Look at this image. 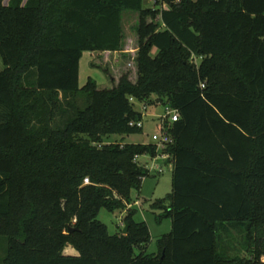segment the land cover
I'll list each match as a JSON object with an SVG mask.
<instances>
[{
	"label": "trees",
	"instance_id": "trees-1",
	"mask_svg": "<svg viewBox=\"0 0 264 264\" xmlns=\"http://www.w3.org/2000/svg\"><path fill=\"white\" fill-rule=\"evenodd\" d=\"M152 1L0 0V264H264V0ZM125 12L135 79L95 63L128 57ZM83 52L110 88L79 86ZM152 97L179 119L154 204L171 230L148 255L132 193L150 172L134 158L156 146L105 141L141 133L133 101ZM101 209H127V234H108Z\"/></svg>",
	"mask_w": 264,
	"mask_h": 264
},
{
	"label": "rangeland",
	"instance_id": "rangeland-1",
	"mask_svg": "<svg viewBox=\"0 0 264 264\" xmlns=\"http://www.w3.org/2000/svg\"><path fill=\"white\" fill-rule=\"evenodd\" d=\"M10 0H2V4L7 6ZM195 1V0H193ZM144 8H152V0H144ZM138 22L137 13L125 12L122 14V27L124 48L128 54V57L118 56L115 61L113 56L103 55L100 57L92 56L90 52H83L79 62V86L82 87L88 78L94 80L99 88H110L112 86L110 77H107L101 69L111 68V76L117 78L120 72H128L132 79H135V64L133 61L134 54L132 50L136 47L135 27ZM128 46L130 49H127ZM133 55V57H132ZM95 60L96 65H99L101 69H98L91 65L92 60ZM107 63V64H106ZM112 65V66H111ZM3 69V65L0 59V71ZM116 71V72H114ZM152 101L156 102V98L152 97ZM134 109L142 115V132L130 135H112L106 139V143H121V144H148L152 142V135L158 134V126L160 124V118L163 114L164 108L157 102L154 105H146L145 103L133 101ZM159 115V116H158ZM139 162L145 165L147 169L152 167V161L150 156L142 155L139 158ZM158 166L163 168V172L159 173L154 168L151 169L149 176L146 177L143 182L140 191L133 192L132 198L135 204L132 208L135 211L134 220L138 223L144 222L150 234V242L146 248V254H156L158 251L157 241L164 235L169 234L171 230V219L163 216V210L154 204L166 198L172 189L171 169L164 166L161 163H157ZM131 206L127 207L128 209ZM127 210V209H126ZM124 211L108 212L106 209H101L98 213L97 219L103 223L108 231V234L115 235L123 229V217ZM4 245V247H3ZM6 243L3 238H0V257L4 256V249ZM64 255L77 256V251L71 247L66 246L64 249ZM135 254H139V250H135Z\"/></svg>",
	"mask_w": 264,
	"mask_h": 264
},
{
	"label": "built area",
	"instance_id": "built-area-1",
	"mask_svg": "<svg viewBox=\"0 0 264 264\" xmlns=\"http://www.w3.org/2000/svg\"><path fill=\"white\" fill-rule=\"evenodd\" d=\"M179 119V114L176 110H171L169 108H164L163 114L160 116V124L158 128V134L152 135V144L156 146V155L154 157H150L152 161V167L147 169L145 165H142L139 162L140 156H136L134 161L142 167H145L149 172L152 168L157 170L159 173L163 172V168L158 166L157 163H163L164 161L169 159V155L164 153V149L168 147L172 143V138L168 132V128L165 127V122H168L170 126L172 123L176 122ZM137 127H142V123H137ZM88 179L84 180V184H88Z\"/></svg>",
	"mask_w": 264,
	"mask_h": 264
},
{
	"label": "crops",
	"instance_id": "crops-1",
	"mask_svg": "<svg viewBox=\"0 0 264 264\" xmlns=\"http://www.w3.org/2000/svg\"><path fill=\"white\" fill-rule=\"evenodd\" d=\"M127 49H130V47L128 46V48ZM125 53H127V51H126V48H124V51L122 52V53H116L115 55H122V54H125ZM92 56H93V54H92ZM116 62H118L117 60H116ZM164 111V110H163ZM159 116V115H158ZM159 118H160V116H159ZM151 143V142H150ZM150 143H148V144H150ZM168 168H170L171 169V171H172V166H171V164H168V166H167Z\"/></svg>",
	"mask_w": 264,
	"mask_h": 264
},
{
	"label": "water",
	"instance_id": "water-1",
	"mask_svg": "<svg viewBox=\"0 0 264 264\" xmlns=\"http://www.w3.org/2000/svg\"><path fill=\"white\" fill-rule=\"evenodd\" d=\"M127 230H128V225L124 224L123 229H122V234L126 235L127 234ZM70 232H72V229H69Z\"/></svg>",
	"mask_w": 264,
	"mask_h": 264
}]
</instances>
